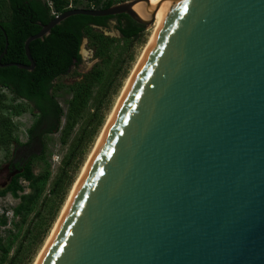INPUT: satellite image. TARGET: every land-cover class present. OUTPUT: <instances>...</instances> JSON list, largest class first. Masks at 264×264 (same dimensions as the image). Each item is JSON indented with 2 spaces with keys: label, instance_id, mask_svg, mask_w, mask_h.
<instances>
[{
  "label": "water",
  "instance_id": "obj_1",
  "mask_svg": "<svg viewBox=\"0 0 264 264\" xmlns=\"http://www.w3.org/2000/svg\"><path fill=\"white\" fill-rule=\"evenodd\" d=\"M40 264H264V0L169 2Z\"/></svg>",
  "mask_w": 264,
  "mask_h": 264
},
{
  "label": "trees",
  "instance_id": "obj_2",
  "mask_svg": "<svg viewBox=\"0 0 264 264\" xmlns=\"http://www.w3.org/2000/svg\"><path fill=\"white\" fill-rule=\"evenodd\" d=\"M53 2L57 13L63 14L73 10L67 9L69 2L66 0H53ZM122 2L123 0H74V9H92V5L95 4L96 9L105 10ZM53 19L55 18L51 8L41 0H0V56L7 48V53L1 63L3 65L9 63L30 65L25 52L27 39L38 34L42 27L48 25ZM111 21L116 22L117 30L126 41L138 40L145 30L143 25L126 14L106 17L75 15L56 25L43 39L31 42L30 52L35 62L34 70L28 71L16 66H0V86L11 88L15 98L37 101L43 116L47 114L54 120L55 126L48 131V136L61 131L62 142L66 143L78 119L87 108L92 87L101 80L100 71L95 69L86 73L82 75V80L68 86L73 95L68 100L66 124L62 130L61 120L65 112L57 100V94L64 85H56V81L67 76L72 68L81 65L83 60L81 48L85 38L95 49L97 57L106 55L116 39L105 36L97 29L108 28ZM2 97L0 96V104L4 102L5 96ZM21 112L19 111L17 114ZM77 153V148L71 152L66 162L68 169L72 167L73 159L76 158ZM46 155L47 152L29 160L22 168V172L5 189L0 190V199L11 196L20 200V203L13 208L14 219L20 217L22 221H25L42 201L50 172L47 169L37 175L33 166L35 161H44ZM1 169L2 162L0 161V171ZM65 173L68 174L67 171ZM64 178V174H61L55 182L54 188L50 190V194L60 196V202L65 196V188L62 191V196L60 195ZM22 181L28 183L29 193H25L26 188L22 185ZM71 183L72 180L69 179L67 185H71ZM7 223L6 215L0 216V226L4 227ZM0 247L6 254L8 253V250L3 246L1 236Z\"/></svg>",
  "mask_w": 264,
  "mask_h": 264
},
{
  "label": "rangeland",
  "instance_id": "obj_3",
  "mask_svg": "<svg viewBox=\"0 0 264 264\" xmlns=\"http://www.w3.org/2000/svg\"><path fill=\"white\" fill-rule=\"evenodd\" d=\"M97 30L107 37L115 38L116 42L107 51L105 56L97 57L95 49L91 46L89 40L85 38L81 48L83 57L81 65L72 68L67 76L56 81V85H64L62 90L57 94V100L65 112L61 120V130L66 124L68 100L73 95L69 91L68 86L74 84L76 81L82 80V75L95 69L101 72V80L93 85L87 108L78 119L67 142H62L61 131L49 135L46 138L47 155L45 160L35 161L33 166L37 175L49 169L50 177L46 191L42 201L27 216L25 221H22L20 217L13 218V222L9 227L0 230L3 246L8 250L6 254L0 247V264L36 263L45 244L53 234V230L62 215L64 206L84 166L94 151L128 79L150 42V38L154 32V25L145 28L142 36L135 41L124 40L117 30L115 21H111L108 28H100ZM8 97H10L9 94ZM30 120L31 118L28 114L23 115L19 119L22 127L18 132L21 136L25 134V129ZM76 148L78 149L77 156L73 159L72 167L68 169L66 162L71 152L76 150ZM0 161L4 168L6 161V155L4 153H0ZM66 171L68 174L65 173ZM61 174H64L65 178L61 186L60 195L62 196V191L65 188V196L63 201L60 202V196L50 194V190L54 188L55 182ZM6 178L7 172L5 170L1 171L0 187L6 181ZM69 179L72 180L71 185H67ZM19 203V199H14L11 196L0 199V205L9 211L10 215L13 208Z\"/></svg>",
  "mask_w": 264,
  "mask_h": 264
},
{
  "label": "flooded vegetation",
  "instance_id": "obj_4",
  "mask_svg": "<svg viewBox=\"0 0 264 264\" xmlns=\"http://www.w3.org/2000/svg\"><path fill=\"white\" fill-rule=\"evenodd\" d=\"M0 96H5L4 102L0 104V152L6 155L5 169L2 164L1 171L7 172L6 181L0 187L2 190L22 172L29 160L47 152L46 138L55 122L49 115L43 116L37 101L15 98L9 87L0 86ZM19 111L22 112L17 114ZM25 114H28L31 120L25 134L21 136L18 132L22 127L19 119Z\"/></svg>",
  "mask_w": 264,
  "mask_h": 264
},
{
  "label": "bare ground",
  "instance_id": "obj_5",
  "mask_svg": "<svg viewBox=\"0 0 264 264\" xmlns=\"http://www.w3.org/2000/svg\"><path fill=\"white\" fill-rule=\"evenodd\" d=\"M164 1H165L164 5L156 12V20H155V24H154V32H153L152 37L150 38V42L148 43V45H147V47H146V49H145V51H144L139 63L137 64L136 68L134 69V71L132 72L130 78L128 79L127 84H126V86H125V88H124V90H123V92H122V94H121V96H120V98L118 100V103H117L116 107L114 108V110H113V112H112V114H111V116H110V118H109V120H108V122H107V124H106V126L104 128V131H103L102 135L100 136V138L98 140V143L96 144V147L94 148V151L90 155V158L88 159L86 165L84 166V168H83V170L81 172V175H80V177H79V179H78V181H77V183H76V185H75V187H74V189H73L68 201L66 202V205L64 206V209L62 211V215H61L58 223L56 224V226H55V228L53 230V234L48 239L47 243L44 246V249H43L42 253L38 257V259H37L35 264H40L42 262V259L44 258V256H45L47 250L49 249L54 237L56 236V234H57V232H58V230H59V228H60V226H61V224H62V222H63V220H64V218H65V216H66L71 204H72V201H73V199H74V197H75V195H76V193H77V191H78V189L80 187V184H81V182H82V180H83V178H84V176H85V174H86V172L88 170V167H89V165H90V163H91V161H92V159H93V157H94V155H95V153L97 151V148H98V146H99V144H100V142H101V140H102V138H103V136H104V134H105V132L107 130V127H108V125H109V123H110V121H111V119H112L117 107H118V104H119V102H120V100H121V98H122V96H123L128 84H129L133 74L135 73L138 65L140 64L143 56L145 55L148 47L150 46L152 40L154 39V37H155L159 27H160V24H161L162 18H163V13H164L165 9L167 8L169 2H171L172 0H151L150 1V4H151L152 7H156L159 3L164 2ZM134 9H135V11L138 12V14L142 18L146 19L149 16V13L147 12L146 7H145V5L143 3L137 4Z\"/></svg>",
  "mask_w": 264,
  "mask_h": 264
},
{
  "label": "built area",
  "instance_id": "obj_6",
  "mask_svg": "<svg viewBox=\"0 0 264 264\" xmlns=\"http://www.w3.org/2000/svg\"><path fill=\"white\" fill-rule=\"evenodd\" d=\"M41 1H43L44 3H46L51 8L52 15L54 16V18H59L62 15V14L57 13L55 11L53 0H41ZM66 1L69 2V4L67 5V9L68 10L74 9V0H66ZM131 1H133V0H123L122 3H128V2H131ZM92 10H97L95 8V4L92 5ZM21 183L26 188L25 193H29V190H27L28 189V183L27 182H24V181H22ZM25 184H27V185L25 186ZM3 215H6V217L8 218V223L4 227H1L0 226V230L3 229V228L9 227L12 224V222H13V210H12V213L10 215V212L7 211L2 205H0V216H3Z\"/></svg>",
  "mask_w": 264,
  "mask_h": 264
}]
</instances>
